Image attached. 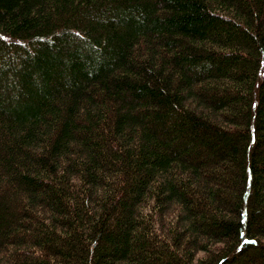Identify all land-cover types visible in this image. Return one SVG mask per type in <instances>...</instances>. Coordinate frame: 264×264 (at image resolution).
<instances>
[{"label": "trees", "instance_id": "obj_1", "mask_svg": "<svg viewBox=\"0 0 264 264\" xmlns=\"http://www.w3.org/2000/svg\"><path fill=\"white\" fill-rule=\"evenodd\" d=\"M0 264H264V0H0Z\"/></svg>", "mask_w": 264, "mask_h": 264}]
</instances>
